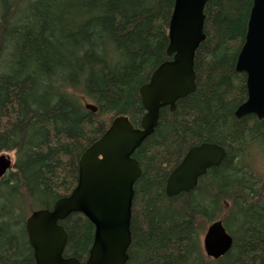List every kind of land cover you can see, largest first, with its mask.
<instances>
[{"label":"trees","instance_id":"trees-1","mask_svg":"<svg viewBox=\"0 0 264 264\" xmlns=\"http://www.w3.org/2000/svg\"><path fill=\"white\" fill-rule=\"evenodd\" d=\"M254 0H209L206 39L195 55L197 89L163 108L155 133L133 158L132 244L127 264H264V120L237 119L247 100L236 62ZM175 0H0V155L14 153L0 179V264H36L26 232L37 210H52L77 186L79 161L112 122L140 128V89L164 62ZM86 103L97 107L87 110ZM226 150L189 193L169 198L166 183L188 150ZM221 220L233 237L221 259L202 247ZM64 256L84 263L95 227L82 214L61 221Z\"/></svg>","mask_w":264,"mask_h":264},{"label":"water","instance_id":"water-1","mask_svg":"<svg viewBox=\"0 0 264 264\" xmlns=\"http://www.w3.org/2000/svg\"><path fill=\"white\" fill-rule=\"evenodd\" d=\"M209 0H175L169 25L168 60L140 89L146 111L136 129L128 117H117L107 132L94 142L79 161L77 186L59 199L52 210L31 214L26 232L36 264H127L132 244L131 222L135 184L142 175L135 151L158 127L161 110H176L179 100L197 89L195 55L205 41V8ZM237 73L246 75L247 100L239 106L237 119L255 116L264 120V0H254L244 45L236 62ZM95 113L97 107L86 103ZM226 150L217 144L202 143L188 150L171 172L166 184L169 198L189 193L212 168L220 167ZM14 167L8 155L0 156V179ZM82 214L95 227L88 259L82 263L64 256L68 234L61 221ZM233 237L223 221L211 223L202 241L205 255L224 257L233 247Z\"/></svg>","mask_w":264,"mask_h":264},{"label":"rangeland","instance_id":"rangeland-1","mask_svg":"<svg viewBox=\"0 0 264 264\" xmlns=\"http://www.w3.org/2000/svg\"><path fill=\"white\" fill-rule=\"evenodd\" d=\"M5 154L9 155L12 158L13 162H16V156L14 153H5ZM253 167H254V169H256L258 171L259 174L260 173L264 174V152L256 155ZM202 241H203V237H202Z\"/></svg>","mask_w":264,"mask_h":264},{"label":"bare ground","instance_id":"bare-ground-1","mask_svg":"<svg viewBox=\"0 0 264 264\" xmlns=\"http://www.w3.org/2000/svg\"><path fill=\"white\" fill-rule=\"evenodd\" d=\"M141 127V126H140ZM136 129H139V128H136ZM3 155V154H2ZM4 155H7V154H4ZM1 156V155H0ZM9 156V155H8ZM11 158V157H10ZM11 160H12V158H11ZM12 162H13V160H12ZM182 162V161H181ZM13 165H14V162H13ZM168 180V179H167ZM167 184V183H166ZM165 191H166V188H165ZM191 192V191H190ZM167 195V194H166Z\"/></svg>","mask_w":264,"mask_h":264}]
</instances>
